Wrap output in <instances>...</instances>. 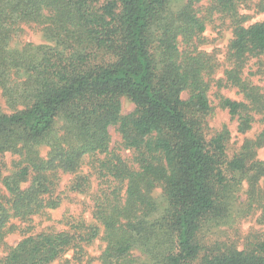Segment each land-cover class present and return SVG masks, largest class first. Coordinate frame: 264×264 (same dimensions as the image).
<instances>
[{
	"label": "trees",
	"instance_id": "obj_1",
	"mask_svg": "<svg viewBox=\"0 0 264 264\" xmlns=\"http://www.w3.org/2000/svg\"><path fill=\"white\" fill-rule=\"evenodd\" d=\"M169 1L0 0V89L13 111L0 114V165L7 152L20 156L18 170L4 179L9 199L0 193V246L11 218L29 219L59 205L52 195L57 172L75 174L89 156L100 161L103 179L93 215L99 226L77 222L72 228L83 231L79 240L87 243L102 235L100 264H264V240L201 255L203 229L228 216L236 186L247 178L255 187L264 177V162L255 160L264 130L231 159L226 128L208 139L209 91L220 64L200 48L207 23L196 7L202 0H187L175 14L165 10ZM210 1L233 28L228 68L217 84L243 95L241 101L222 96L220 105L245 133L256 115H264V93L245 77L248 62L264 55V21L248 24L240 8L249 0ZM22 23L44 26L59 46L10 50ZM122 95L136 105L128 115L122 114ZM59 120L61 136L44 158L35 144ZM111 126L133 150V163L111 152ZM158 186L167 202L161 212L151 196ZM88 187L86 177L72 186L81 192ZM257 201L264 207V197ZM77 239L31 235L0 264H51L81 247Z\"/></svg>",
	"mask_w": 264,
	"mask_h": 264
},
{
	"label": "rangeland",
	"instance_id": "obj_2",
	"mask_svg": "<svg viewBox=\"0 0 264 264\" xmlns=\"http://www.w3.org/2000/svg\"><path fill=\"white\" fill-rule=\"evenodd\" d=\"M106 0H99V5L104 4ZM187 0H170L165 10L170 14H175L181 10ZM200 16L206 17V30L202 34L203 42L201 49L208 53L214 54L216 60L220 64L217 71L212 76L211 89L209 98L212 110L207 116V137L210 140L218 132L227 129L230 138L227 143V154L229 158H233L239 152L246 140L255 139L264 130V115H256L252 127L245 133L239 131V122L237 118H232L228 109L220 105L222 96L234 100H243V95L234 87H219L217 81L224 77V72L228 68L227 53L230 41L233 38V28L230 19L223 14L214 11L210 0H202L196 4ZM242 13L247 15L248 24L264 21V0H249L241 6ZM152 34L156 35L158 30L154 24L151 28ZM40 47L46 45L49 47H58V39L52 37L44 28L37 23H22L9 41L10 50H20L27 46ZM182 46V45H181ZM260 67L264 68V55L260 59L254 58L248 62L245 69V77L250 78L254 84L261 87L264 93V74L259 73ZM183 98L188 97V92L182 94ZM122 114L128 115L134 112L136 105L134 101L127 95L121 96ZM12 109L8 106L2 91L0 89V114L12 113ZM63 120L56 122L52 131L46 139L35 144L36 149L42 157H46L51 149L52 144L58 140L62 133ZM111 137L110 150L115 154H119L129 163L134 161V152L123 144V138L118 130V126L109 128ZM99 159L105 158V154L98 156ZM20 156L18 154L7 152L2 157L0 165V193L9 199L10 195L5 186L4 179L12 176L17 170V162ZM255 160L264 162V146L257 149ZM100 161L93 157L87 156L79 171L75 174L57 172V186L53 197H57L60 203L57 207H48L34 215L29 219L13 217L8 224L4 244L0 246V258L4 257L10 249L15 247L25 237L36 235L41 232L64 233L75 235L77 245L81 247H71L58 260L51 264H100V256L106 247V242L102 235L95 239L92 243L79 240L83 231H76L72 225L82 222L89 226H99L94 215L95 198L97 197L103 179L100 175ZM253 172L250 171L246 177ZM79 177H86L88 188L87 191L81 192L73 190L74 181ZM29 182H23V187L28 186ZM234 189V201L231 212L223 220L213 222L205 227L202 233L203 251L210 252L217 248H225L226 246L235 245L240 249H244L251 243L264 240V210L260 200L264 197V177L259 183L253 187L246 178ZM253 191L256 192L254 196ZM155 204L159 212L167 208L166 194L164 188L158 186L151 192ZM256 197L257 200H255ZM103 231V228H102ZM101 231V232H102ZM78 232V233H77ZM82 249V252L80 250ZM135 254L141 256L142 251L136 250ZM142 263L147 262V257L141 256Z\"/></svg>",
	"mask_w": 264,
	"mask_h": 264
}]
</instances>
